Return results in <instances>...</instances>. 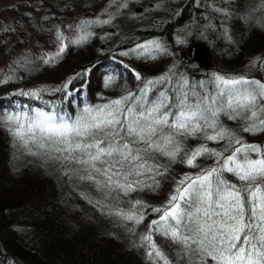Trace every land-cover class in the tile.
Wrapping results in <instances>:
<instances>
[{
  "label": "trees",
  "instance_id": "16d2710c",
  "mask_svg": "<svg viewBox=\"0 0 264 264\" xmlns=\"http://www.w3.org/2000/svg\"><path fill=\"white\" fill-rule=\"evenodd\" d=\"M105 2L16 0L6 7L14 17L0 23V111L24 108L29 116L42 110L75 119L85 107L128 94L139 96L144 89L149 100L161 91L173 98V90L183 80L188 81L185 91L214 95L216 71L261 78L264 20L252 10L257 0L136 3L145 23L132 30L138 38L125 40L104 32L105 23L95 15ZM152 36L160 47L146 53L137 41ZM196 41L206 47L214 68L184 57V50ZM39 80L51 82L52 87L35 96L27 89L8 93L23 84L30 88ZM262 103L258 98V104ZM6 118L0 114V264H164L154 253L149 256L151 244L142 240L149 234L168 264H187L188 256L180 245L149 229L151 221L161 215L153 209L160 208L187 173L196 176L217 166V157L207 153L189 166L186 153L201 146L215 151L222 139L207 140L204 132L176 135L181 151L174 159L153 153L150 163L158 164L163 173L156 176L158 183L140 177L150 186L125 193L101 190L79 178L81 165L53 159L36 144H23ZM215 119L217 130L225 123L239 126L243 143L264 149V131H244L251 121L240 116L230 119L223 111ZM250 156L255 158L254 153ZM222 178L241 183L232 173L224 172ZM127 214L142 219L137 223L126 219Z\"/></svg>",
  "mask_w": 264,
  "mask_h": 264
},
{
  "label": "snow or ice",
  "instance_id": "6c2138e0",
  "mask_svg": "<svg viewBox=\"0 0 264 264\" xmlns=\"http://www.w3.org/2000/svg\"><path fill=\"white\" fill-rule=\"evenodd\" d=\"M138 47L147 53L160 46L151 42ZM187 84L183 80L173 90V98L161 91L149 100L144 89L139 96L128 94L101 106L85 107L75 119L42 110L27 117V125L22 115L6 119L15 125L13 135L25 144L32 141L53 159L81 165V180L91 181L101 190L127 193L141 185L150 186L140 177L158 183L156 176L163 173L150 161L153 153L174 159L181 151L176 135L204 132L207 140L228 136L222 128L215 135L204 131L217 129L215 118L221 111L230 119L240 116L251 121L246 132L264 131V103L258 104V98L264 101V83L216 76L217 91L211 96L185 91ZM229 147L232 150L226 156L204 146L186 153L189 166H195L196 157L205 153L217 157V166L179 180L167 205L153 209L161 215L151 221L149 229L180 245L188 256L187 264H264V149L240 139ZM224 172L232 173L241 183L223 179ZM125 218L137 223L142 219L133 214ZM142 240L151 244L150 257L154 253L168 264L152 243L151 234Z\"/></svg>",
  "mask_w": 264,
  "mask_h": 264
},
{
  "label": "rangeland",
  "instance_id": "374dc122",
  "mask_svg": "<svg viewBox=\"0 0 264 264\" xmlns=\"http://www.w3.org/2000/svg\"><path fill=\"white\" fill-rule=\"evenodd\" d=\"M137 1L138 2H136V0H107V2H105V4L102 7L97 9L95 12V15L101 18L106 25L104 32L106 33L113 32L116 35V40L138 38L137 34L133 33L132 30L136 28L137 26L143 25L145 21H144V18H141L142 17L141 14L137 12V10H139V7H137L136 3L142 4L144 6L148 4L149 0H137ZM154 1L155 3L160 2V0H154ZM13 2H16V0H0V23L8 22L14 17V13L6 8ZM252 10H257V17H259V19L261 20H264V0H257V2L254 5H252ZM82 14L83 16H86L87 12L84 11ZM69 23H70V20L67 22V25ZM57 30L61 31V28L59 27L57 28ZM61 38L63 39L64 36H61ZM137 42H139L140 44L149 45L151 42L156 43V38L152 36L144 40H139ZM63 45L64 43L62 41V44L60 47H62ZM253 57L256 58V55H254ZM200 62L207 68H214V61L210 57V54L208 53L207 49L202 51ZM261 72L262 73H261L260 79L257 78V79H252V80L260 81L261 83H264V69H261ZM216 76H222L227 79H236V78L242 77L241 75H236V74H225L222 71L214 72V78ZM51 85H52L51 82L39 80L35 82L33 85H31L30 88L24 85V90L27 89L26 90L27 92L30 90L32 93L38 94L42 92L43 90H46L47 88L52 87ZM16 111L17 112L10 113V111L1 110L0 114L3 116L6 115V117L10 115L11 116L22 115L24 117L23 123L27 125V117H30L27 113V110H24L23 108V110L17 109ZM11 125L13 128H15L14 124H11ZM238 127H236L235 125H230L229 123H225L224 126L221 127L223 130L226 129L225 131L229 133V135L225 136V138L220 141V144L216 145L215 152L224 154L229 149H231L229 145L230 143H234L236 139H240L242 142H244L242 138V134H240V127L239 128ZM216 131L217 129L210 131L209 135H215ZM22 143L25 144L24 141H22ZM28 143H31V145H35V143H33L32 141H29ZM254 155H255L254 157L256 158L255 153ZM186 175L193 176V177L195 176L194 174H191V173H187ZM178 181L179 180H177V183ZM177 183L175 184L174 189L170 192V195L174 193V190L177 187ZM168 200L169 198L165 200V202L160 206V208H163L164 206H166Z\"/></svg>",
  "mask_w": 264,
  "mask_h": 264
},
{
  "label": "water",
  "instance_id": "95a60500",
  "mask_svg": "<svg viewBox=\"0 0 264 264\" xmlns=\"http://www.w3.org/2000/svg\"><path fill=\"white\" fill-rule=\"evenodd\" d=\"M205 49H206V47L204 46V44L202 42H200V41L193 42L184 50V57L187 59H193V60L200 61L201 53ZM193 52L195 53V55H193ZM23 89H24V86L19 85L15 88L8 90V93L15 95V94H18L19 92H21Z\"/></svg>",
  "mask_w": 264,
  "mask_h": 264
}]
</instances>
